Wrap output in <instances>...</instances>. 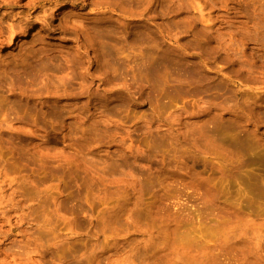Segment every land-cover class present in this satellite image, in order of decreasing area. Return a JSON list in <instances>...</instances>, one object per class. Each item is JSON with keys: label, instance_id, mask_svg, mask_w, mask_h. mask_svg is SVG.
<instances>
[{"label": "rangeland", "instance_id": "rangeland-1", "mask_svg": "<svg viewBox=\"0 0 264 264\" xmlns=\"http://www.w3.org/2000/svg\"><path fill=\"white\" fill-rule=\"evenodd\" d=\"M0 264H264V0H0Z\"/></svg>", "mask_w": 264, "mask_h": 264}, {"label": "bare ground", "instance_id": "bare-ground-1", "mask_svg": "<svg viewBox=\"0 0 264 264\" xmlns=\"http://www.w3.org/2000/svg\"><path fill=\"white\" fill-rule=\"evenodd\" d=\"M14 4V3H13Z\"/></svg>", "mask_w": 264, "mask_h": 264}]
</instances>
